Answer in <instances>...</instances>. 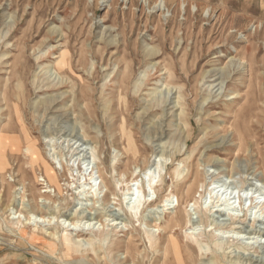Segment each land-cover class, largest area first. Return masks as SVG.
Instances as JSON below:
<instances>
[{
	"label": "rangeland",
	"instance_id": "obj_1",
	"mask_svg": "<svg viewBox=\"0 0 264 264\" xmlns=\"http://www.w3.org/2000/svg\"><path fill=\"white\" fill-rule=\"evenodd\" d=\"M0 137V264H264V0H0Z\"/></svg>",
	"mask_w": 264,
	"mask_h": 264
},
{
	"label": "bare ground",
	"instance_id": "obj_2",
	"mask_svg": "<svg viewBox=\"0 0 264 264\" xmlns=\"http://www.w3.org/2000/svg\"><path fill=\"white\" fill-rule=\"evenodd\" d=\"M104 1V0H103ZM107 1V0H106ZM59 62L56 64L57 66H56V68L58 69V70H61V66H62V64H63V57L61 56V55H59ZM8 130V129H7ZM11 132V131H10ZM0 143L2 144L3 143V139H1V137H0ZM26 153L27 154H29V157H30V161H31V164H39V165H41V167H42V169L44 170V176H43V182L45 183V187L46 188H49V189H53V192L54 193H56L57 195H59L60 196V194H61V192H62V186L59 184V180H58V176L56 175V173L54 172V170L53 169H51V167L48 165V164H46L45 163V161L42 159V157H41V154H39L38 153V151L34 148V146L33 145H29L28 147H27V149H26ZM152 170V169H151ZM151 170H148L147 172H151ZM155 171V170H154ZM154 173V172H153ZM174 173V172H173ZM142 174V173H141ZM177 174V173H176ZM180 174V173H179ZM139 175H140V173H139ZM153 175L154 174H150L149 175V178H148V180H146V181H148L147 182V184H146V186H145V180H143V181H145L144 183L143 182H141L140 183V185L139 186H136L137 188L136 189H134V192L131 194V191L133 190L132 188V190L130 189V187H128L126 190H128V191H126V192H128L127 193V195H129L131 198H130V200H129V202H127V203H125L123 206H124V214L126 215V216H129V217H133V218H139V219H142V218H144V217H142L143 216V214H141L143 211V208L144 207H146V205L147 204H151V203H148L149 202V200H148V195H145V194H148V193H146L147 191L150 193V192H152L151 193V195L155 192V185H154V177H153ZM102 176V175H101ZM101 176H99L98 178L100 179V182L98 183L99 185H97L96 186V184L97 183H95V185H91L90 183H92L91 181L92 180H94V179H92L91 177H90V179H88V182H89V184L88 185H90V188H88V196L90 195V199H93L94 198V200L98 197V192L100 191V185H103V187L104 188H106L107 186H106V183L103 181V177L101 178ZM125 177V176H124ZM124 177H122V178H124ZM175 177V176H174ZM70 178V177H69ZM136 179H137V176L135 177ZM176 178H179L178 176H176ZM175 178V179H176ZM136 179H135V182H136ZM141 180V179H140ZM142 181V180H141ZM94 182V181H93ZM138 184V183H137ZM72 185V184H71ZM89 187V186H88ZM85 189H87V187L86 188H84V190ZM84 190H81L80 191V193L82 194V192H85ZM189 191H190V189H189ZM44 192L45 193H50V190H44ZM87 192V191H86ZM187 194V193H186ZM56 195V196H57ZM84 195V194H83ZM145 197H148V198H145ZM24 198V197H23ZM22 199V198H21ZM212 199V198H211ZM24 200V199H23ZM50 201L51 199L49 198V197H47V196H44V198H43V201ZM125 200V199H124ZM23 202V201H22ZM50 202H52V201H50ZM217 202V201H216ZM219 202V201H218ZM217 202V203H218ZM54 203V202H53ZM164 203H169V200L167 199ZM195 203V202H194ZM35 204V203H34ZM219 204V203H218ZM194 205V204H193ZM167 205H162L161 206V208H164V207H166ZM221 206V205H220ZM216 207V206H215ZM200 208V207H199ZM214 207H211L210 209H204L205 211L204 212H206V213H211V209H213ZM165 209V208H164ZM84 210V209H83ZM168 210V209H167ZM202 210V209H201ZM219 211H221V210H215L214 212H216V213H219ZM262 211H264V210H262ZM55 213V212H54ZM79 213V212H78ZM83 213V212H82ZM205 213V214H206ZM76 214V213H75ZM19 215H20V213H19ZM19 215L17 216V218L19 217ZM79 215V214H78ZM88 215V214H87ZM92 215L94 216V214L92 213ZM91 214H89V216H91V218H88V216H87V219H86V221H84V220H82L83 218H80V220H79V222H81V221H84L81 225H82V227L81 226H76L75 227V225H74V223L76 224V222H74V223H71V221H70V224H66V221H64V223H63V226L65 227V230H69V231H71V232H75V233H80V232H85V231H89V232H92V234H94L95 232L94 231H97L98 229H95V225L97 224V222H95L94 223V219H95V217L96 216H92ZM75 216V215H74ZM46 218H48L47 220H46ZM232 218V217H231ZM264 218V217H263ZM13 219H15V218H13ZM12 219V220H13ZM19 219V218H18ZM76 219V218H75ZM233 220H234V218H232ZM255 220H256V218H254ZM25 220H26V225L25 226H23V227H21V228H19L18 229V232H19V234H21V235H26V234H28L27 232H28V230H29V233H30V238L31 239H35V237H39V234H37L36 233V226L37 225H42L43 223H45V221H47V223L46 224H48V225H50L52 222V220H54V217H52V218H49V217H41V216H37V215H33V214H29L26 218H25ZM116 220V218L115 219H112L111 221H115ZM143 220V219H142ZM140 221V220H139ZM172 221H174V219H171V222ZM58 222V221H57ZM116 222V221H115ZM138 222V221H137ZM140 223V222H139ZM78 224V223H77ZM76 224V225H77ZM169 224V223H168ZM21 225H23V224H21ZM65 225H67V226H65ZM114 225V226H113ZM118 225H120V224H112V226L113 227H117ZM155 225V224H154ZM160 225V224H159ZM29 226H31V228H27V227H29ZM102 226V225H101ZM138 226V225H137ZM99 227H100V225H99ZM103 227V226H102ZM156 227H158V225L156 224V226H153V228H156ZM102 229V228H101ZM103 230V229H102ZM38 231H39V228H38ZM94 232V233H93ZM46 233V232H45ZM234 233V232H233ZM49 234H51L50 236H51V242H50V244H56V243H61V242H63L64 241V235H61V237H60V239L57 237V238H55L56 236L54 235V234H52V233H48V234H46V235H49ZM99 234V233H98ZM254 234V233H253ZM252 234V235H253ZM97 235V234H96ZM249 236H250V234H249ZM242 237V236H241ZM253 237V236H252ZM41 238H43V237H41ZM133 238V237H132ZM54 239H56L57 241H55ZM252 239V238H251ZM63 240V241H62ZM192 240V239H191ZM154 241V240H153ZM79 242V241H78ZM130 244V243H129ZM132 247V246H131ZM172 252H173V255H174V257H175V259H176V261H178V263L179 264H184V261H182L181 259H180V253H181V250H180V247L178 246V245H173V250H172Z\"/></svg>",
	"mask_w": 264,
	"mask_h": 264
}]
</instances>
